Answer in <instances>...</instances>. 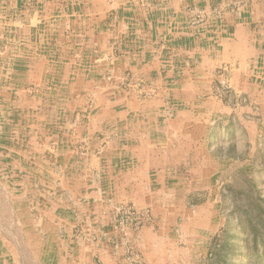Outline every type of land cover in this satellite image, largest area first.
<instances>
[{
	"label": "crops",
	"instance_id": "crops-1",
	"mask_svg": "<svg viewBox=\"0 0 264 264\" xmlns=\"http://www.w3.org/2000/svg\"><path fill=\"white\" fill-rule=\"evenodd\" d=\"M238 1V12L231 14L226 7L234 0H0L3 97L16 96L23 104L35 86L39 94L26 100L37 107L49 104L44 103L49 96L61 102L50 103L60 117L50 124L67 126L81 112L90 128L87 138L103 131L115 140L103 156L83 160L74 145L65 147L69 136L58 124L57 133L35 135L52 142V149L44 145L45 154L53 160L61 188L72 187L69 176L79 172L77 181L86 191L80 195L85 225L102 217L108 187L122 188L117 198L150 203L149 195L130 190L137 180L147 184L149 193L153 187L164 192L172 186L167 172H212L218 155L224 163L229 155L242 157L237 148L242 150L249 136L258 137L250 107L234 110L230 103L203 98L212 93L215 69L229 64L231 87L258 107L264 102V0ZM215 5L225 11L220 19L190 27L187 9L209 11ZM114 46L123 56L113 57ZM110 70L117 76L130 70L163 94L142 105L101 80ZM180 109L184 113L175 114ZM193 155L202 158H188ZM104 170L118 172L111 183L98 174ZM92 204L95 215L87 209ZM83 260L80 264H89Z\"/></svg>",
	"mask_w": 264,
	"mask_h": 264
},
{
	"label": "rangeland",
	"instance_id": "rangeland-1",
	"mask_svg": "<svg viewBox=\"0 0 264 264\" xmlns=\"http://www.w3.org/2000/svg\"><path fill=\"white\" fill-rule=\"evenodd\" d=\"M239 3L234 0L226 12L236 14ZM186 12L190 27H199L213 17L220 19L225 11L215 5L209 11L189 8ZM114 47L113 57L123 56L118 46ZM229 69V64L215 69L212 93L203 98L230 103L234 110L252 109L249 115L258 137L249 136L243 149L237 148L244 153L242 157L229 155L224 163L225 157L218 155V164L209 173L167 172L172 186L164 192L153 187L149 193L147 184L137 180L130 190L152 200L142 205L117 198V190L122 188L110 186L109 197L100 201L102 217L90 221L91 225L81 218L80 195L86 191L77 181L79 172L69 176L72 187L61 188L59 173L51 166L53 160L45 154L47 147L53 148L52 142L35 139L37 134L45 137L59 131L58 123L50 124L60 118L55 115L56 105L50 103L61 102L49 96V101L44 99L49 104L37 107L26 100L39 94L35 86L22 98L23 104L16 96L6 99L0 93V264H80L82 259L89 264H264V102L258 107L248 94L237 93L227 81ZM101 80L114 83L142 105L163 94L130 70L120 76L110 70ZM87 98L92 110L95 103L92 97ZM170 110L169 115L173 113ZM157 111L159 115L161 109ZM80 114L75 113L67 126L58 124L69 136L63 144L74 145L79 159L103 156L114 138L103 131L87 138L90 128ZM75 164L79 166V161ZM117 173L104 170L98 174L111 183ZM174 192L177 196L170 197ZM94 208L90 205L88 212L94 214Z\"/></svg>",
	"mask_w": 264,
	"mask_h": 264
}]
</instances>
